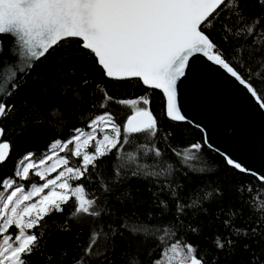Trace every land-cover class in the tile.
I'll list each match as a JSON object with an SVG mask.
<instances>
[{
    "label": "trees",
    "instance_id": "obj_1",
    "mask_svg": "<svg viewBox=\"0 0 264 264\" xmlns=\"http://www.w3.org/2000/svg\"><path fill=\"white\" fill-rule=\"evenodd\" d=\"M240 6L247 24L260 21L254 25L253 35L236 36L235 29L243 25H233V32H226L219 21L206 34L245 79L251 67L250 82L264 100V80L255 76L258 66L247 59L249 52L254 53L255 59V53L264 49V5L259 0H241ZM224 18L222 13L219 20ZM77 47L73 39L51 49L6 99L5 103L14 107L6 118L0 119L4 140L11 146L7 160L0 164V192L6 188L2 181L15 178L14 171L27 153H33L32 160L39 162L55 141L70 139L75 129L87 130V124L96 115L103 114L104 109L92 106L94 101L102 99L101 94L94 93L97 85L117 101L136 99L141 101L140 106H145L142 100L149 99L150 105L146 107L156 118L157 134L154 137L138 135L118 153L113 150L102 158L103 167L89 166L84 178L75 180L76 185H84L86 198L97 200L101 216L85 219L80 224L69 220L67 231L60 226L67 219L68 208L64 214L45 217L40 229L44 232L40 243L45 255H56L57 248L66 250L64 264H72L93 230L108 232L111 226L117 234L109 233L107 244L103 239L99 241L101 251L109 249L107 259L94 260L93 264H130L133 259L140 264H152L160 258L163 248L176 240L196 246V255L204 253L207 264H212L214 258L215 264H264V182L228 165L223 155L206 144L200 128L168 118L162 91L148 88L136 79L104 78L95 62H84ZM233 57L244 60V66ZM70 66L75 68V77L66 74ZM83 79H90L92 83L83 87L77 105L72 102L75 98L69 85L74 88ZM107 110L116 114L117 123L126 122L125 112L117 104L109 102ZM196 143L201 144V149H191L186 156L185 150ZM156 149L159 156L155 154ZM129 155L135 159L130 161ZM70 158L72 165L81 166V158L71 154ZM41 181L31 171L22 182L29 187ZM125 192L129 194L127 197L122 195ZM177 204L183 208L180 213H177ZM225 221L230 222L229 227ZM125 223L147 228L148 232L130 235L121 227ZM233 227L248 229L249 236L238 238L232 234ZM253 227L257 228V234L251 233ZM191 228L198 231L193 232ZM166 229L174 233L166 238L167 245L158 239ZM218 236L223 241L229 238L235 241L234 250L229 251L227 247L218 250L215 245ZM31 261L46 264L39 254L32 255ZM53 264L57 262L54 260Z\"/></svg>",
    "mask_w": 264,
    "mask_h": 264
},
{
    "label": "snow or ice",
    "instance_id": "obj_2",
    "mask_svg": "<svg viewBox=\"0 0 264 264\" xmlns=\"http://www.w3.org/2000/svg\"><path fill=\"white\" fill-rule=\"evenodd\" d=\"M259 2L264 5V0ZM240 4L241 0H0V34H11L15 38L21 55L28 57L25 61L28 67H32L33 62L44 57L61 42L74 39L78 45L79 56L83 57L84 62H95L104 78L136 79L151 89L162 90L166 97L167 117L173 121H183L185 117L177 105V85L178 81L186 76L191 59H195L197 54H202L210 62L221 67L250 93L261 108H264V100L250 82L253 78L251 67L247 69L249 76L245 79L229 60L224 58L218 46L206 34L219 21L226 32H233V25H243L235 29V35H253L254 25L260 21L257 19L247 24V17ZM222 13L225 18L220 21ZM255 56L254 59V53L249 52L247 59L258 66L255 76L264 80V49L257 51ZM233 59H238L240 65L244 66V60L238 57ZM66 74L75 77L74 66H70ZM15 77L14 71L4 70L0 78V93L11 95L7 89L10 84L13 89L18 87ZM90 83V79H83L78 80L74 88L69 85L72 97L75 98L72 102L77 105L80 103L83 87ZM94 93L101 94L102 99L94 101L92 106H98L104 111L87 124L91 131L85 135L81 129H75L76 134L67 141L55 142L56 146L62 148L75 144L70 154L82 157L81 167H67L68 158H56L45 171L55 172L61 165L65 166L64 169L59 171L54 179H47L40 186L32 185L31 191L15 186V178H5L2 181L11 191L6 196L0 192V221H3L0 223V264H32L31 256L34 254H39L46 264H53L54 260L57 264H64L66 250L54 249L56 255H45L42 251L40 242L44 232L40 230L41 221L52 214H64L68 208L67 219L64 225L60 226L67 231L69 220L80 224L85 219L100 217L102 211L98 210L95 198H86L83 184L73 186L69 181L84 178L89 166L93 169L103 167L102 158L112 154L113 150L118 153L119 149L138 135L154 137L157 134L156 118L150 108L146 107L150 105L149 99L142 100L145 106H140L141 101L136 99L117 101L108 96L100 85L96 86ZM69 99L71 100V97ZM109 102L117 104L121 111L125 112L126 122H116V114L107 110ZM13 107L0 99V118H6ZM127 112L132 114H126ZM101 124L104 129L110 128L111 134L101 129L102 138H98L97 131ZM3 134L4 129L0 128V137ZM93 141V151L82 154V144L87 147ZM201 147L199 143L193 144L190 149L185 150V155L187 156L191 149L200 150ZM49 151L52 154L46 159L53 160L56 156L55 147L50 146ZM9 152L10 143L0 142V164L7 160ZM155 154L160 155L158 149ZM33 156V153H27L20 160L14 177L28 179L30 170L37 167L32 162ZM128 159L133 161L135 157L129 155ZM44 163L45 159L39 161L40 165ZM226 163L245 171L240 163L231 158H228ZM65 173L68 174L67 177ZM36 175L44 179L43 173L36 172ZM116 175L119 177V171ZM133 175L137 173L133 172ZM261 179L264 180V177ZM45 189L49 191L41 195ZM122 195L127 197L129 194L125 192ZM33 197L38 199L33 201ZM176 209L177 213L183 211L179 204ZM225 226L229 227L230 222L225 221ZM121 227L127 229L130 235L148 232L147 228L129 226L127 223ZM9 229L14 231L10 233ZM190 230L198 231L196 228ZM109 233L115 236L117 230L111 226L108 232L93 230L87 245L73 257L72 264H93L97 259L106 260L109 249L101 251L99 241L103 239L107 244ZM251 233L257 234V228L253 227ZM173 234L167 229L164 230L163 235L158 238L159 242L167 245L166 238ZM232 234L238 238H247L249 230L233 227ZM234 244L235 241L230 238L223 241L218 236L215 240L218 250H225L227 247L232 251ZM244 247L247 249L248 245ZM197 252L196 246L176 240L163 248L160 258L152 264H171L170 255L179 257L177 264H207L205 254L200 253L197 256ZM215 260L216 258L212 264H215ZM130 264H140V261L133 259Z\"/></svg>",
    "mask_w": 264,
    "mask_h": 264
},
{
    "label": "water",
    "instance_id": "obj_3",
    "mask_svg": "<svg viewBox=\"0 0 264 264\" xmlns=\"http://www.w3.org/2000/svg\"><path fill=\"white\" fill-rule=\"evenodd\" d=\"M27 59L11 34H0V78L5 69H10L16 73L15 82L20 84L40 60L28 67ZM7 91H14L11 84ZM9 96L0 93L4 102ZM177 105L185 117L183 121L200 128L210 148L226 160L231 158L240 163L245 169L242 172L264 182L261 179L264 177V108L233 77L197 54L191 59L186 76L178 81ZM0 142H8L4 134Z\"/></svg>",
    "mask_w": 264,
    "mask_h": 264
},
{
    "label": "rangeland",
    "instance_id": "obj_4",
    "mask_svg": "<svg viewBox=\"0 0 264 264\" xmlns=\"http://www.w3.org/2000/svg\"><path fill=\"white\" fill-rule=\"evenodd\" d=\"M101 129H103V131L109 132V134H111V133H110V128H109V129H104V128H103V124H101V125L99 126V128H98V131H97V137H98V138H102V134H103V132L100 131ZM82 131H83V132L85 133V135H86V134H87L89 131H91V130H90V129H87V130H86V129H85V130L82 129ZM75 134H76V133H74L73 135H75ZM59 141H62V140H59ZM63 141H67V140H63ZM63 141H62V142H63ZM55 142H56V141H55ZM55 142L51 145L52 147H55V152H56V156L54 157L53 160H47V159H46L47 156H49V155L52 154L50 151H49V152L46 154V156L43 158V159H45V163H44L43 165H40L39 162H34V161L32 160V162L35 163V164L37 165V167L34 168V169H31L30 172L33 171L34 174H36V172H41V173L44 174V179H41V177L39 176L40 179H41L42 181L40 182V184H37L36 186H40V185H42L43 183L46 182L47 179H54L55 176L58 175L59 171H61V170L64 169L65 166L61 165L60 167L57 168V170H56L55 172H47V171H45L48 167L51 166L52 163H54V160H55L56 158H59V157H61V156L66 157V158H68V160H69V164L67 165V167H72V168H74V169H75V168H79V167L74 166V165L71 164L70 152H71V150H73V149L75 148V144L69 145L67 148H62L61 146H56V145H55ZM94 143H95L94 141H93V142H90V144H89L87 147L83 146V144H82V147H81V152H82V154H83L84 152H86V151L89 152V153H91V152L93 151V149H94ZM73 156H74V155H73ZM79 158L82 159V157H79ZM80 167H81V166H80ZM82 170H83V169H82ZM29 174H30V173H29ZM67 176H68V174L65 173V177H67ZM15 180H16V182H17L15 186H21V187H24L27 191H31V187H32V185H30L29 187H26L25 184L22 182V181L25 180V179H23L22 177H15ZM69 183L72 184L73 186H76V184H75V179L70 180ZM57 190H59V189H57ZM10 191H11V189H7V188H5V190L3 191V195L6 196V195L10 194ZM47 191H49V189H45V192L42 193L41 195L46 194ZM36 199H38V197H33V201H35ZM0 202H2V200H0ZM0 223H3V221H0ZM12 231H14V229H9V232H10V233H11ZM169 259L171 260V264H177V261L179 260V257H172V256L170 255V256H169Z\"/></svg>",
    "mask_w": 264,
    "mask_h": 264
}]
</instances>
